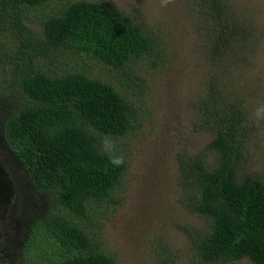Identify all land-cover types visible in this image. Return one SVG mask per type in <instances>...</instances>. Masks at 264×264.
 Instances as JSON below:
<instances>
[{
	"label": "rangeland",
	"instance_id": "rangeland-1",
	"mask_svg": "<svg viewBox=\"0 0 264 264\" xmlns=\"http://www.w3.org/2000/svg\"><path fill=\"white\" fill-rule=\"evenodd\" d=\"M80 1L117 7L157 45L155 54L123 70L83 52L39 61L49 77L81 73L111 84L135 111L132 129L116 138V154L127 165L120 184L109 200L93 202L88 217L74 222L116 264H207L192 238L207 233L210 225L186 207L189 186L181 160L201 156L209 166L216 163L214 131L200 117V100L214 82L220 101L244 120L239 176L264 181V122L250 123L253 109L264 102V0H172L166 8L159 0H55L22 8L24 23L39 36L46 19ZM225 20L235 23L234 34ZM17 49L9 33H0V53ZM18 102L11 73L0 64V264H50L63 252L44 223L60 211L50 194L34 187L4 141V123Z\"/></svg>",
	"mask_w": 264,
	"mask_h": 264
},
{
	"label": "trees",
	"instance_id": "trees-1",
	"mask_svg": "<svg viewBox=\"0 0 264 264\" xmlns=\"http://www.w3.org/2000/svg\"><path fill=\"white\" fill-rule=\"evenodd\" d=\"M51 1L55 0H0V33H9L18 43L16 51L0 53V64L10 71L20 97L4 123V141L34 187L50 194L60 211L44 223L45 232L63 252L50 264H116L74 220L87 218L91 204L109 200L120 184L127 165H110L99 137L125 136L132 129L133 105L116 87L81 73L49 77L39 61L83 52L123 70L155 54L157 44L117 7L89 1L46 19L41 34H33L24 23L22 8ZM223 12L230 17L226 7ZM225 23L234 34L235 23ZM231 40L229 35L227 44ZM219 89L213 82L200 100L201 122L214 131L215 165L209 166L201 156L181 160L189 186L186 207L210 225L207 233L192 238V244L207 264L244 259L264 264V181L239 176L244 120L220 101Z\"/></svg>",
	"mask_w": 264,
	"mask_h": 264
},
{
	"label": "clouds",
	"instance_id": "clouds-1",
	"mask_svg": "<svg viewBox=\"0 0 264 264\" xmlns=\"http://www.w3.org/2000/svg\"><path fill=\"white\" fill-rule=\"evenodd\" d=\"M172 0H159L161 8H166ZM264 122V102H260L253 109L250 117V123L259 124ZM100 150L107 156L109 164L114 167H121L124 164V156L117 153L116 138L103 134L100 138Z\"/></svg>",
	"mask_w": 264,
	"mask_h": 264
}]
</instances>
